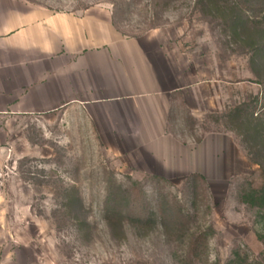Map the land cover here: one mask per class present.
<instances>
[{"label": "rangeland", "instance_id": "1", "mask_svg": "<svg viewBox=\"0 0 264 264\" xmlns=\"http://www.w3.org/2000/svg\"><path fill=\"white\" fill-rule=\"evenodd\" d=\"M241 5L249 39L200 0H0V11L105 8L122 35L166 57L175 91L185 88L168 121L174 142L159 147L170 151L153 159L135 142L131 113L89 119L0 81V264H226L234 252L261 260L264 216L241 197L264 173L226 118L239 103H264V0ZM73 189L80 202L69 206ZM150 211L167 234L134 225ZM119 218L123 237L109 226ZM203 230L206 246L192 254Z\"/></svg>", "mask_w": 264, "mask_h": 264}, {"label": "crops", "instance_id": "2", "mask_svg": "<svg viewBox=\"0 0 264 264\" xmlns=\"http://www.w3.org/2000/svg\"><path fill=\"white\" fill-rule=\"evenodd\" d=\"M0 53L6 92L54 97L53 103L80 108L89 119L107 109L131 113L139 123L135 142L141 151L153 159L170 151L159 147L174 142L168 121L175 92L185 88L175 91L166 57H151L122 35L107 9L2 10Z\"/></svg>", "mask_w": 264, "mask_h": 264}, {"label": "trees", "instance_id": "3", "mask_svg": "<svg viewBox=\"0 0 264 264\" xmlns=\"http://www.w3.org/2000/svg\"><path fill=\"white\" fill-rule=\"evenodd\" d=\"M242 1L243 0H200V2H203L205 7H207V13L219 17L229 24L234 35H238L239 37L241 35H246V38L249 39L250 35L246 31V23L242 17ZM253 44L255 45L252 46L253 51H258V48H256L257 44ZM226 118L229 129L239 136L247 152L255 156L256 164L262 168L264 173V103L260 104V106H257V104L255 106H250V104L246 102L239 103L228 110ZM68 198L69 206H73V204L80 202L76 189H73V193H70ZM241 198L243 202L261 210V214L264 216V182L260 189H251L249 192L242 195ZM155 216H157L156 213L150 211L145 219H139L134 225L141 226L145 230L143 235H147L157 226H160L167 234L168 231L166 230L167 227L164 220L161 222L159 220L158 222L156 218H154ZM159 216H161V214H159ZM109 226L113 233L115 231L119 237L124 236L123 221L121 218L115 220L113 223L109 224ZM207 230L201 231L199 235L194 237L192 241L193 248L191 249L192 254H196L206 246L208 237ZM256 235L263 246L261 260L250 262L246 256H241L240 253L234 252L232 258L226 264H264V232H258ZM183 237L184 233H179L178 239L182 240Z\"/></svg>", "mask_w": 264, "mask_h": 264}]
</instances>
